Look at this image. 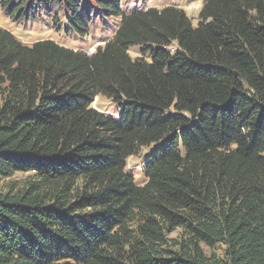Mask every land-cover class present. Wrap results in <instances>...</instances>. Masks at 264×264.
<instances>
[{
    "label": "trees",
    "instance_id": "trees-1",
    "mask_svg": "<svg viewBox=\"0 0 264 264\" xmlns=\"http://www.w3.org/2000/svg\"><path fill=\"white\" fill-rule=\"evenodd\" d=\"M123 1L0 0L67 36L93 6L118 20L91 53L0 28V183L27 176L0 193V264H264V0H203L196 25Z\"/></svg>",
    "mask_w": 264,
    "mask_h": 264
},
{
    "label": "rangeland",
    "instance_id": "rangeland-1",
    "mask_svg": "<svg viewBox=\"0 0 264 264\" xmlns=\"http://www.w3.org/2000/svg\"><path fill=\"white\" fill-rule=\"evenodd\" d=\"M202 4L203 0H124L121 3V10L160 9L168 5H174L182 9L190 18L192 24L196 25L198 22V13L202 8ZM32 13L34 14V11ZM88 14L89 19L93 22L88 37H81L75 34L67 36L63 31L58 32L55 28H52L50 21L45 17H42L38 22L35 21L37 23H33L30 19L15 22L13 19L8 18L6 10L2 8H0V28L11 32L18 41L25 45L30 46L37 41L50 39L70 49L79 50L82 48L91 53L95 47L102 43V40L112 34L111 29H108V27H114L118 23V20L115 18L103 20L104 16H100L101 14L94 6L88 11ZM139 53L140 47L136 46L129 49L131 58L139 57ZM93 106L100 111H104V113L110 114L112 117H117V115L111 114L114 107L106 99H95L93 101ZM152 149V147L143 148L138 156L130 157L127 160V170L138 183H141L144 179L142 169ZM26 177L27 176L18 174L4 180L0 183V193L4 191L6 184H9V182L23 180ZM179 233L180 232L177 230L172 233L170 237L176 238ZM204 251L206 254L209 253V250L206 248H204ZM213 251L220 254L222 252V247L217 246Z\"/></svg>",
    "mask_w": 264,
    "mask_h": 264
}]
</instances>
